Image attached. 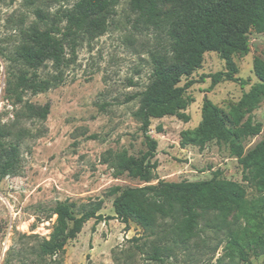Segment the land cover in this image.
Segmentation results:
<instances>
[{
  "label": "rangeland",
  "instance_id": "obj_1",
  "mask_svg": "<svg viewBox=\"0 0 264 264\" xmlns=\"http://www.w3.org/2000/svg\"><path fill=\"white\" fill-rule=\"evenodd\" d=\"M74 2L0 0V125L9 130L7 138L18 143L20 159L17 169L0 181V264H264V252L255 256L248 251L247 260L241 261L231 250L230 236L249 226L244 218L235 220L236 212L224 221L214 212L203 214L195 234L184 241L170 232L169 223L151 232L132 222L125 227L115 218L90 219L66 242L63 254H39L38 244L52 231L57 201L73 203L78 212L83 204L101 199L100 213L114 216L112 188L147 184L126 173L115 177L105 160L109 151L139 156L146 149L133 113L138 93L150 81L152 56L168 48L164 30L137 23L128 0H120L107 30L91 41L80 40L60 84L37 94L16 89V75L26 70L19 56L24 33L32 26L47 27L36 10L49 21ZM248 44L246 54L232 57L235 76L245 84L223 80L210 87V75L226 67L216 52H205L190 76L195 81L186 91L191 101L181 110L188 120L177 116L150 120L148 134L157 141L158 162V179L150 184L209 179L219 170L222 178L243 185L248 200L260 196L243 180L242 167L226 143L212 140L202 148L180 144L185 133L197 128L205 97L229 112L258 81L253 64L256 58L264 61V33L250 31ZM47 72H52L50 66L38 70L42 77ZM25 102L49 103L46 119L29 118ZM251 116L262 131L242 142L244 153L262 138L264 99Z\"/></svg>",
  "mask_w": 264,
  "mask_h": 264
},
{
  "label": "trees",
  "instance_id": "obj_2",
  "mask_svg": "<svg viewBox=\"0 0 264 264\" xmlns=\"http://www.w3.org/2000/svg\"><path fill=\"white\" fill-rule=\"evenodd\" d=\"M119 1L76 0L49 21L37 9L38 19L47 27L40 30L32 26L24 33L19 56L26 70L16 75L14 87L37 94L60 84L64 68L70 57L75 56L80 40L91 41L102 35ZM128 6L137 23L164 30L168 48L152 56L150 81L138 93L139 105L133 113L140 123L146 149L139 156L109 151L105 163L115 177L126 173L147 184L112 188L114 216L100 213L101 199L83 204L78 212L74 211L73 203L57 201L52 208L56 216L52 231L38 244L39 254H63L66 242L90 219L101 222L115 218L125 227L132 222L151 232L160 224L169 223L170 232L184 241L195 234L198 218L207 212L216 213L223 221L236 212L235 220L247 221L249 226L234 232L228 241L241 261L247 260L248 251L255 256L263 253L264 130L262 138L245 153L242 142L262 131L261 123L252 121L251 111L264 99V61L254 59L253 71L258 81L229 112L222 111L205 97L197 128L185 133L180 142L199 148L212 140L226 143L242 167L243 180L260 194L256 199L248 200L243 185L222 178L219 170L213 171L209 179L157 180L150 184L151 180L158 179V162L154 159L157 141L148 134V129L152 118L177 116L188 120L181 110L191 101L186 91L195 81L190 76L200 67L205 52H216L226 67L225 71L210 75V87L223 80L246 83L235 76L237 68L232 57L249 51L250 31L264 33V0H128ZM47 66L52 72L40 76L38 70ZM182 79L184 82L180 84ZM23 107L29 118L38 121L46 119L50 108L49 103L29 102ZM9 135V130L0 125V181L3 175L14 172L20 161L18 143L7 138Z\"/></svg>",
  "mask_w": 264,
  "mask_h": 264
}]
</instances>
